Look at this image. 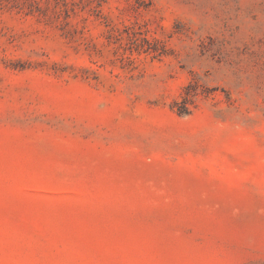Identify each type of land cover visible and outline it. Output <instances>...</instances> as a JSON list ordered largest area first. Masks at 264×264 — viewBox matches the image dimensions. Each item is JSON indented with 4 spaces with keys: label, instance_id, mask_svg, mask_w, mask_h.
I'll return each mask as SVG.
<instances>
[{
    "label": "rangeland",
    "instance_id": "obj_1",
    "mask_svg": "<svg viewBox=\"0 0 264 264\" xmlns=\"http://www.w3.org/2000/svg\"><path fill=\"white\" fill-rule=\"evenodd\" d=\"M0 264H264V0H0Z\"/></svg>",
    "mask_w": 264,
    "mask_h": 264
},
{
    "label": "trees",
    "instance_id": "obj_2",
    "mask_svg": "<svg viewBox=\"0 0 264 264\" xmlns=\"http://www.w3.org/2000/svg\"><path fill=\"white\" fill-rule=\"evenodd\" d=\"M179 112H182V110H179Z\"/></svg>",
    "mask_w": 264,
    "mask_h": 264
}]
</instances>
